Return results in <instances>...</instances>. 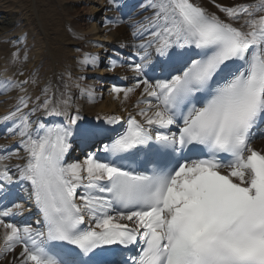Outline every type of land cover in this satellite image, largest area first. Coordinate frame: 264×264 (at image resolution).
I'll use <instances>...</instances> for the list:
<instances>
[{"label": "snow or ice", "instance_id": "6c2138e0", "mask_svg": "<svg viewBox=\"0 0 264 264\" xmlns=\"http://www.w3.org/2000/svg\"><path fill=\"white\" fill-rule=\"evenodd\" d=\"M210 5L222 15L194 0H138L125 13L142 10L132 32L138 59L128 60L135 83L111 91L127 99L139 89L140 99L120 128L121 117L87 120L47 87L27 113L30 98L20 97L3 118L25 156L15 171L0 170V259L264 264V149L253 147L264 138V0ZM89 65L97 58L85 54L81 66ZM41 110L67 122L34 127ZM74 143L86 159L66 163ZM13 185L38 210V226L17 221Z\"/></svg>", "mask_w": 264, "mask_h": 264}, {"label": "bare ground", "instance_id": "6f19581e", "mask_svg": "<svg viewBox=\"0 0 264 264\" xmlns=\"http://www.w3.org/2000/svg\"><path fill=\"white\" fill-rule=\"evenodd\" d=\"M69 1L72 4L64 0H0V10L4 11V15H0V99L3 100L0 103V110L10 107L9 112H2V118L15 109L20 102V97L30 98L28 108L23 109L25 113L29 112L36 103L37 97H40L41 101L44 99L43 90L46 87L49 88L50 96L55 94L54 101L61 98V93H66V98H70L71 108L69 110L73 113L78 110L79 114L87 120H95L97 117L103 120L113 115L121 118L130 114L136 115L138 111L136 104L140 99L139 89L130 93L127 99L121 93L115 100L110 93H106L104 97L101 94V88L98 87L99 80L107 76L106 67L100 68L98 64L100 45L105 46L108 43L109 45L123 44L125 49L129 45L131 47L134 41L130 37L132 32L130 33L129 29L134 30V27L123 22L117 23L116 21L120 20L112 18L113 23L106 22L105 24L103 30L106 34L103 38L98 31L97 24L91 22V16L99 6L95 2L104 3L107 0ZM197 1L203 7L222 15L210 5V0ZM253 1L255 0H217V3L232 5ZM66 17L70 21L69 24L65 21ZM13 35L27 41L24 49L28 52L29 63L28 84L24 87L26 91L20 88L5 87V82L12 80L6 77L7 71L4 67L14 64V56L7 53L8 47L5 39ZM94 41L97 43H93ZM103 41L106 43L104 44ZM28 44H35V48H29ZM89 52L97 58V65L82 67L81 60L85 54H90ZM45 61L51 65L50 69L44 65ZM24 62V60L16 61V64L18 67H23ZM116 65L115 69L111 66L109 69L116 73V80L122 84L119 87L133 86L134 73L129 69L128 64H120L116 61ZM54 83H57L56 88L53 86ZM65 83L70 85L67 91L64 88ZM42 116L43 120L40 119ZM45 118H52V116L45 115L42 110L35 113L31 116L33 126L46 122ZM12 127L14 128L15 125ZM12 137H16L17 147L20 146V137L18 135H12ZM257 145L264 149V138L259 139ZM19 153L21 154L17 161L9 159V154L7 162L4 160L12 171H15V165L23 163L22 157L25 153L22 150ZM83 161L84 159H80L70 163ZM18 253L19 249H17V256ZM11 260L12 254H9L6 259H0V264H8Z\"/></svg>", "mask_w": 264, "mask_h": 264}, {"label": "rangeland", "instance_id": "374dc122", "mask_svg": "<svg viewBox=\"0 0 264 264\" xmlns=\"http://www.w3.org/2000/svg\"><path fill=\"white\" fill-rule=\"evenodd\" d=\"M64 2H70L69 0L68 1H66V0H64ZM70 4H72L71 2H70ZM95 4H97V5H99L98 6V8L96 9V12L94 13V15H93V18L94 17H98L100 20L103 18V17H105L104 16V14H103V12L101 11V9L100 8H104V6H105V4H107V3H105V4H102V3H99V1L98 2H95ZM4 13V12H3ZM99 16H101V17H99ZM66 21L68 22V19L66 18ZM96 24H97V26H98V31H100V34L102 35V37L104 38V34H106L105 33V31L103 30L104 29V23L105 22H103V20H102V22H98L97 20H95L94 21ZM101 37V38H102ZM10 42V49L13 51V49L14 48H16V47H18V46H20V44H15L14 43V40H10L9 41ZM97 43V42H96ZM102 47L103 46H101V54H100V57L98 58V60H100V62H104V60H105V58H106V56H107V49H102ZM23 60H25V58H23ZM107 61V60H106ZM100 65L102 66V67H104V66H107V65H105V63H100ZM102 67H100V68H102ZM51 68V66L49 67V68H47V69H50ZM27 69H29V63H28V61H26V63H25V65H23V67H21L20 68V74L18 75L17 74V78H16V81H18V82H24V81H28V71H27ZM106 71L108 72L109 71V69H106ZM28 84V83H27ZM26 84V85H27ZM25 86V85H24ZM113 87H112V85H107V86H104V87H102L100 90L102 91V95L105 97L106 96V93H110L111 94V96H112V98L113 99H115V100H117L118 99V96L115 94V93H113L112 91H111V89H112ZM105 92V93H104Z\"/></svg>", "mask_w": 264, "mask_h": 264}]
</instances>
